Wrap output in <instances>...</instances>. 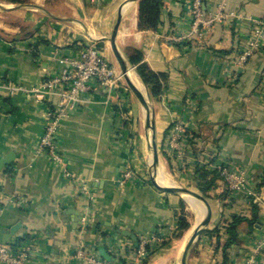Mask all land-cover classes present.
Segmentation results:
<instances>
[{
  "label": "crops",
  "instance_id": "1",
  "mask_svg": "<svg viewBox=\"0 0 264 264\" xmlns=\"http://www.w3.org/2000/svg\"><path fill=\"white\" fill-rule=\"evenodd\" d=\"M138 1L0 0V80L31 89L61 71L56 52L76 57L88 39L107 53L104 37L124 4L116 41L128 58L141 54L135 68L145 64L158 77L152 100L166 172L201 194L198 167L215 171L223 162L246 172V188L231 191L218 176L206 190L211 216L188 264H247L251 258L264 264V47L233 78L237 54L264 15V0H226L234 17L204 33L191 30L192 0H162L155 29L138 27ZM217 1L202 0L205 16ZM48 98L37 102L27 90L0 86V159L13 153L0 170V229L15 228L4 244L17 249L33 241L37 254L26 264H88L79 248L101 258L104 249L113 258H103L108 264H180L186 230L178 234V222L188 200L145 176L139 107L127 103L121 89L111 95L98 85L61 119L65 166L87 180L89 198L37 151ZM178 121L185 123V137L168 150L167 135ZM201 155L205 164L197 161ZM126 169L133 173L124 178ZM121 230L135 235L138 245ZM152 236L147 252L137 255L141 240Z\"/></svg>",
  "mask_w": 264,
  "mask_h": 264
},
{
  "label": "built area",
  "instance_id": "2",
  "mask_svg": "<svg viewBox=\"0 0 264 264\" xmlns=\"http://www.w3.org/2000/svg\"><path fill=\"white\" fill-rule=\"evenodd\" d=\"M226 4V0H218L215 11L211 15L205 16L202 0H192L189 7L192 19L191 30L204 33L217 21L228 22L234 17L235 13L227 11ZM173 38L180 39V37ZM262 47H264V15L255 21L249 43L237 54V73H233L234 79L239 76L238 72L243 70L249 57ZM54 59L62 65L61 71L46 77L31 89H24V87L12 83L4 84L2 80H0V86L8 89L11 93L17 90H27V92L35 95L37 102L42 101L45 97H55V100L48 98L50 107L44 118V128L36 147L37 151L45 152L51 161L61 168L64 175L73 182L77 191L90 198L93 193L87 180L65 166L66 160L59 142L60 121L68 111L78 105L82 100V95L90 93L98 85L105 88L108 94H116L120 91L123 74L112 66L94 39H88L83 43L76 57L62 56L59 52H56ZM262 99L264 102V81L262 83ZM185 134V123L182 121L175 122L167 135L166 148L168 150L178 149L179 143L185 137ZM202 155L206 154L203 153ZM202 155L197 158V161L205 164L206 160L202 159ZM213 167V170L217 172L229 190L246 188L247 177L244 169H228L226 163L223 162H216ZM132 173V170L126 169L123 177L127 178ZM153 240H155L154 236L141 240L136 250L137 255H144L147 252V245ZM262 242H264V239ZM36 254V246H34L33 241H28L17 249L12 247V242L11 244L9 242L0 244L1 263L26 264ZM77 255L84 258L88 264H108L98 254L86 252L82 248L77 249ZM251 263L252 258L248 260L247 264Z\"/></svg>",
  "mask_w": 264,
  "mask_h": 264
},
{
  "label": "water",
  "instance_id": "3",
  "mask_svg": "<svg viewBox=\"0 0 264 264\" xmlns=\"http://www.w3.org/2000/svg\"><path fill=\"white\" fill-rule=\"evenodd\" d=\"M128 1H137V0H128ZM123 5L120 8L116 21L112 27L111 33L104 38L110 44L112 53L118 62L120 71L123 74V77L127 85L129 86L130 90L135 95V97L137 98L138 102L141 104L144 110L145 136H146V139H148V142L150 143V149L152 151V158H151V162L149 163L151 181L160 190L192 196L196 200L200 201L204 206V210H205L204 214L202 218L193 227L181 252L180 264H188L189 255H190V252L192 250V247L196 239L198 238L200 233L207 228V225H208V222L211 216V206L207 198L200 192L195 191L185 186H179V185L164 186V185L159 184L154 177L153 171H154L155 165L159 162V153H158V146H157V141H156V126H155V121H154L155 113H154V107L152 106L151 96L145 84H144V87H145V94H144L134 84V82H132L130 77L126 74L129 68H135V66L129 63L128 59L126 58V56L124 55L123 51L120 49L116 41V36L118 33L119 24H120L121 17H122ZM12 156H13V153L10 154L9 156H6L0 159V170L2 169L3 166H5L6 164L12 161ZM77 221L78 220H75L74 225H76ZM14 230L15 228L9 229L7 231L0 229V244L6 243L11 237V234L14 232ZM121 231L123 234L130 236L133 239L134 244L136 246L138 245V240L135 235H133L127 230H121ZM100 255L106 260L113 259L106 251H104V249H101Z\"/></svg>",
  "mask_w": 264,
  "mask_h": 264
},
{
  "label": "trees",
  "instance_id": "4",
  "mask_svg": "<svg viewBox=\"0 0 264 264\" xmlns=\"http://www.w3.org/2000/svg\"><path fill=\"white\" fill-rule=\"evenodd\" d=\"M162 0H139L138 1V27L140 29H155L160 24V6ZM132 65L138 63L141 59V54L136 51L134 55H130L128 58ZM136 71L143 84L149 90L150 96L153 98L160 84L158 82V77L150 71L145 64H139L136 66ZM154 83V84H153ZM198 189L201 190L202 194L207 197L206 190H208L214 183L215 178H218V174L215 171H209L204 167H198ZM235 222L230 226L231 237L228 240L232 242L234 240L233 226ZM190 224L187 220L186 212H182L179 216L178 222V234H182L185 230L189 228Z\"/></svg>",
  "mask_w": 264,
  "mask_h": 264
},
{
  "label": "rangeland",
  "instance_id": "5",
  "mask_svg": "<svg viewBox=\"0 0 264 264\" xmlns=\"http://www.w3.org/2000/svg\"><path fill=\"white\" fill-rule=\"evenodd\" d=\"M107 43H108L107 44V49H108V52L107 53H104V50H103L102 45H99L98 43L97 44L100 47V49L103 50V53L106 56V58L108 59V61H110V63L112 64V66H114L116 68V70H118V72H119L120 71V68H119L118 62H117L115 56L112 53V50L110 48L109 42H107ZM105 47H106V45H105ZM126 58L128 59L127 56H126ZM128 61H129V59H128ZM129 63H130V61H129ZM134 69L136 70V68H134ZM120 86H121L120 89L122 90V93L124 95V98H125L126 102L127 103L129 102V103H131V106L132 105H135L136 107H139V109H140L139 115H137V117H138L137 118V120H138L137 131H139L138 133L141 134V141H144V136H145V129L143 127V124H144V110H143L141 104L138 102V100L135 97V95L130 90L129 86L127 85V83H126V81L124 79V77H123V79H121ZM147 90H148V88H147ZM151 100H152V97H151ZM152 106L154 107L153 100H152ZM156 133H157V131H156ZM156 140H157V138H156ZM157 146H158L159 158L163 161V155L162 154L164 153V149H162L160 142H157ZM143 149L144 150L141 153V159L143 161V165H144V169H145L144 170L145 171L144 173H145V176L147 177V179L148 180L149 179L151 180L150 171H149L148 155L146 153L147 152L146 145H145V147ZM159 163L162 164L163 166L165 165V163L163 164V162H161L160 160H159ZM164 169H165V166H164ZM170 178L173 181L174 185H181V186H185V187H188V188H189V186L191 187V185L186 186L185 184L183 185L181 183H177L174 180V178L171 177V176H170ZM185 204H186V209H187L186 213H187L188 219H189V221H190L191 224H194V222H195V214L191 211L190 206H189V203H185Z\"/></svg>",
  "mask_w": 264,
  "mask_h": 264
},
{
  "label": "bare ground",
  "instance_id": "6",
  "mask_svg": "<svg viewBox=\"0 0 264 264\" xmlns=\"http://www.w3.org/2000/svg\"><path fill=\"white\" fill-rule=\"evenodd\" d=\"M126 74L130 77L132 82H134V84L145 94L144 84L142 83V81H141L140 77L138 76L136 70L134 68H129ZM147 142H148V139L145 138V145H146V150H147L146 153L148 155V162L150 163L151 158H152V151L150 149V143L149 142L147 143ZM145 145H144V147H145ZM153 174H154L156 181L159 184L164 185V186L174 185L169 174L165 171L164 166L162 164H160L159 162L155 165ZM185 197L188 200L190 209L195 214V222L189 229H187L185 231L182 239L179 242V248L178 249L180 250V254L182 252L183 246H184L187 238L189 237L193 227L202 218L204 211H205L204 206L200 201L196 200L195 198H193L192 196H189V195H185Z\"/></svg>",
  "mask_w": 264,
  "mask_h": 264
}]
</instances>
